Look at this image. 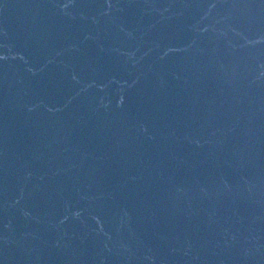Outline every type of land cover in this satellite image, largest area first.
Masks as SVG:
<instances>
[{"label":"water","instance_id":"95a60500","mask_svg":"<svg viewBox=\"0 0 264 264\" xmlns=\"http://www.w3.org/2000/svg\"><path fill=\"white\" fill-rule=\"evenodd\" d=\"M0 264H264V0H0Z\"/></svg>","mask_w":264,"mask_h":264}]
</instances>
